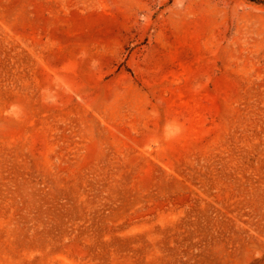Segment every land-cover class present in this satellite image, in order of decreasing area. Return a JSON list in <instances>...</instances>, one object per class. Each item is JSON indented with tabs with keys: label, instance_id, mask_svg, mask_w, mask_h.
<instances>
[{
	"label": "rangeland",
	"instance_id": "obj_1",
	"mask_svg": "<svg viewBox=\"0 0 264 264\" xmlns=\"http://www.w3.org/2000/svg\"><path fill=\"white\" fill-rule=\"evenodd\" d=\"M0 264H264V0H0Z\"/></svg>",
	"mask_w": 264,
	"mask_h": 264
}]
</instances>
